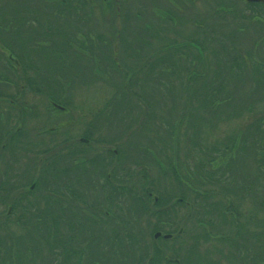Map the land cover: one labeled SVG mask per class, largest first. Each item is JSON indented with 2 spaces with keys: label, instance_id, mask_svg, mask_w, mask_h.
Returning a JSON list of instances; mask_svg holds the SVG:
<instances>
[{
  "label": "trees",
  "instance_id": "16d2710c",
  "mask_svg": "<svg viewBox=\"0 0 264 264\" xmlns=\"http://www.w3.org/2000/svg\"><path fill=\"white\" fill-rule=\"evenodd\" d=\"M45 1L8 0L1 6L0 0V50H8V55L6 56L3 52H0V65L2 66L0 69V83L11 84L17 90L13 93L0 94V102L18 105L20 110L19 122H22L16 128L14 134L8 129L9 115L6 116V120L0 122V159L4 165V169L0 171V264L28 263L27 257H33L37 241L49 249V254L50 256L54 255L56 263L63 264L64 260L66 264L71 262L70 259L72 255L74 256V252L70 253L68 249H63L60 239V203L65 197L63 198V193L59 191V186L67 187L71 195L69 199L72 201H84L80 196L82 193L74 189L73 186L86 184L87 186L98 187L99 195L106 202L112 201L120 205L119 202L126 198V216L133 219L137 216L139 218L142 213H146L144 216L148 223L151 221L156 222L158 219L157 212L151 211L146 204L147 201H151L150 198H152V203L156 202V208L165 206L170 200L178 199L177 202L182 201V203H177L179 205L185 202H190L193 205L196 222L203 225L208 223L212 228L211 235L218 236L217 234L223 232L220 225L226 221L228 215L237 219L235 223V227L238 229L237 232L248 230L247 226L238 223V219L242 215L238 211V207L248 203L252 207L249 218L254 215L257 216L259 212L264 211V183L258 180L259 176L257 174L250 177L248 172L245 171V168L250 169L251 166L253 167L252 164H254L259 173H264V113L262 112L261 115L254 117L246 126L239 130L241 134L240 141L234 149L233 147L236 145L235 136L224 141H218L209 148L207 139L201 138V131L197 130V122L199 121L207 122L208 129H212V118L204 119L208 116L206 110H210L208 112L210 114L212 110H220L223 106V108L228 107L229 103L234 99L233 94L237 92L242 96L245 94L242 93L245 88H248V92L253 88L252 92L247 95L260 93L261 96L259 97L261 99L259 103L264 105V60L261 59V57H264V39H260L261 46L258 49L260 58L258 65L261 67L259 76L256 68L257 61L254 59L255 49L250 48L255 44V40L242 48L234 45L235 42L233 41L228 42V37L238 34L237 31L240 28L231 21L234 15L242 13L240 11L242 8L237 7L238 0L235 2L236 5L231 7L233 9L231 12L234 13L230 15V21L218 25L219 34H216V36H218L219 43L217 44H209L206 38L211 27L214 31H217L214 25L205 21L201 24L196 22V20L201 21L206 17H211V14L203 15V18L195 17V9L193 7L195 0H187L188 3L186 5L188 6L184 5L185 0H175L177 11L170 10V6L166 5L168 3L162 4L161 15L163 20L160 19V23L162 21L172 23L171 21H173L174 26L178 28L183 20V24L187 23V25L193 26V31L189 33L188 37L183 36L185 33L178 29V36L174 43L167 45V48L164 46L163 51L167 50L168 52L162 54V57L153 58L147 66L149 73H151L155 66L165 63L166 66L164 65L162 70L165 69L166 71H164L168 73L169 77H165L167 82H164V77L161 76L163 71L159 72L160 75H156L157 77L155 78L156 88L158 92H162L161 94L164 97L169 95L172 100L173 97L175 98L177 89H184L187 91L188 97L195 98V105L190 101V104L192 102L194 106L193 111L188 114L184 113L179 118L181 127L183 126V121L188 123L193 121L194 123L189 127L193 134L185 133L188 139L187 153L181 156L178 150L180 141L177 133L178 127L173 126L175 123L173 121L177 120L176 115L178 112L173 114L169 109L167 113L170 115L166 118L162 116V111L156 115L152 112L153 110H149L147 113L142 112L141 117L146 118L140 121V128L136 131L138 136L129 140L127 150L118 148L117 151L115 150L116 152L111 151L103 155L94 154L93 156L80 151L81 156H77V160L67 166H62L64 163L63 157L68 159L73 156L72 152L68 151V156L63 155L62 157L60 155L61 150L64 149L63 146L67 142L66 140L61 141L58 145L54 143L56 145L43 148L39 153H36L37 150L29 146L30 144L25 139L27 132L23 130V125L26 121V116L36 110L26 107L22 100L28 92H32L36 96H45L47 106L52 108L50 103H55L69 111V103L63 95L70 90L73 84L76 86L78 82H83L85 72L92 73L94 67L98 71L96 79L99 76L108 77L110 71L116 74L114 70L118 68L119 63L118 59L116 61L113 59L117 55L108 46L106 47L110 50V54L105 58L109 60L108 64L110 67L103 65L104 58L101 57V54L102 48H105L103 44L105 45L106 43L103 34L101 36L97 35L95 39L97 40V57L101 55L95 65L90 64L91 62L88 61L87 57L81 59V53L72 48V46L86 48L80 42L78 36L85 37L84 33L89 37L91 36L90 28H92V23L90 15H87V13L91 14L94 11L93 9L98 6V2L100 3V9H102L108 3L110 6H115L116 0H106L105 2L103 0H57L53 2L52 0L50 5L46 4ZM155 1L137 0V4H140L138 7L140 6L141 10L137 11L135 16L133 13L131 16L127 13L123 15L125 22L127 20H129V23L131 22V27L138 20L145 21V26L143 25V27H137L136 29L138 36H135L131 30V35L134 36L132 40L137 41L141 48L144 47L146 41L142 40L139 33L149 35L157 31L152 25L151 18L147 20L145 18L146 8H154ZM201 1L204 4V0ZM216 1L219 4L215 5L223 6L226 3V0ZM206 2L209 6V0H206ZM134 4L135 0H126V10H130V7H134ZM245 6L264 10V6L259 4H247ZM184 7L189 10L187 14L184 11ZM117 8L120 14L122 9ZM78 9H85L86 13L80 15L77 13ZM252 11L253 19L259 17L257 20H262V11ZM33 17L37 23L35 26L36 30H30L29 22ZM186 17H189L190 21ZM230 24H234L236 28L225 33V30L229 29ZM81 25L82 27L87 26L88 31H82ZM253 26H258L260 30L264 31V22H254L246 30L251 29ZM162 32L163 29L154 34L155 38H164ZM35 34L42 39H33ZM126 37L125 26L117 34V38L118 41L127 42ZM180 39L184 41L180 42ZM32 42H35L37 46L30 48ZM88 42H91V40ZM39 43H42L43 46ZM11 44H16L17 46L15 47L18 49H10L8 46ZM90 46L89 44V48L85 51L89 52L91 56ZM173 47L176 48L173 49ZM181 49H187L188 58L177 62L175 59H178L179 56H184L180 52ZM153 53H157V50L153 51ZM220 55L221 58H219ZM144 56H147V54L143 55L138 53L137 50L131 49V54L127 57L132 58V60H140L143 64L141 66L138 65L137 69L130 68V70L132 69L130 73L128 72L129 70L126 73L124 72L127 85L126 95L122 93L121 95H116L117 99L113 96L110 100L113 101L112 104L107 102L104 105L105 108L110 107V110L112 108L114 110L120 109L118 105L120 102L123 103L121 100L132 93V97L126 98L130 99L129 102L126 101V105H130L133 100L141 102L144 107L147 106L146 108L151 109L152 105L141 94L142 89L147 86V81L153 80V76L147 80L145 72H143L141 74L144 77L139 79L140 77L137 75L135 79L136 73L147 65V60ZM213 56H215V59L209 61L210 57ZM209 66H214L212 74L209 71ZM224 67L230 72V76L224 74ZM133 71L137 72L134 73ZM32 73L34 76H32ZM208 74H211L214 79L209 80V78L204 77ZM118 85V83L113 81L112 87L116 94ZM120 87L125 91L123 81L120 83ZM230 88L235 91L231 94L225 93L226 91L230 92ZM115 101L117 102L115 103ZM163 101H165V98ZM254 103H256L255 99L240 109L239 107L230 108L229 111L231 112L224 111L225 117H228L230 113L232 114L229 117H233L236 112L239 111L241 114V111H244L250 114L252 118L255 112ZM173 104L171 107H173ZM164 106L165 104H163ZM102 109L104 108H99V111ZM99 111L97 115L92 116L93 123H87V128L78 142L81 147L89 146L88 144L91 143L92 139L90 137L91 132L95 129L94 123L97 124L96 122L100 118L99 115L102 116ZM107 114L108 110L105 112V115ZM154 120L156 121L154 125H167L163 138L160 137L159 128L157 130L154 129L155 138L158 142V145H156L157 151L153 147L154 140H151L148 134L145 133L146 127L151 128L150 124H153ZM136 122H139V120ZM147 122L149 125H147ZM4 138H6L5 142H3ZM42 144L45 145L44 143ZM169 148L171 153L174 154L173 158L167 155ZM20 150L23 152L21 154L24 157L20 156L25 158L26 162L31 163L27 164L24 175L16 172L17 170L15 169V165L21 158L17 161L15 159L17 154L14 152L18 153ZM237 152L239 155L236 157L232 156ZM5 154H8L9 159H12L10 162L4 160ZM29 155L33 156L32 160L26 157ZM218 160H220V163L215 165ZM11 162H14L13 167ZM132 165L136 169L129 168ZM110 167L111 171L106 173V169ZM153 169L164 179L172 180L169 184L168 192H159L155 184L157 178H152L149 174ZM31 171L34 172L33 178L28 176ZM234 171H236L238 178L234 176ZM51 186L56 187V189L50 188ZM42 187L45 193L36 199L34 192ZM85 191L82 190L83 193ZM39 201H45L46 207L41 208ZM196 214H201V216L197 217ZM164 217H167L165 220L170 219L169 215ZM136 222L134 221V224ZM126 226H130L129 229L132 226L127 219ZM178 227L182 228L184 235L187 234L185 224L179 223ZM18 229L22 231L21 235L16 234ZM159 230L162 229L158 222V225H154L150 233L146 229L145 231L141 230V232L148 233L149 237H151L154 232ZM258 230L264 231V227ZM174 233L176 232L173 231ZM242 233L244 234V232ZM174 238L176 240L181 237L175 235ZM139 243V239L134 236L126 240V244H129L130 248L134 249L141 248ZM144 248L146 250L141 249L139 253L144 258L146 255L147 260H149L147 264H158L161 261V254L158 248L153 246L151 252L147 251V246ZM61 249L66 251V259H62ZM173 257H177L180 260V264H190L186 256L180 257L178 254H174ZM211 264L214 263L211 262Z\"/></svg>",
  "mask_w": 264,
  "mask_h": 264
},
{
  "label": "rangeland",
  "instance_id": "374dc122",
  "mask_svg": "<svg viewBox=\"0 0 264 264\" xmlns=\"http://www.w3.org/2000/svg\"><path fill=\"white\" fill-rule=\"evenodd\" d=\"M57 1V0H53ZM118 2L117 6L115 4V6H110V4L108 3L107 5L103 6L102 9H100L99 7V2H98V6H96L93 10V14H94V20L95 22V27L94 28H90L91 29V36H86L87 38H81L80 36H78V39L80 40V42H82L84 44V42H88L89 40H91V42H94L97 40L96 36L97 35H104L106 42H108L106 45L103 44V46L105 48H102V56L99 55L98 57H96L98 54L94 51H91V58L93 59H99L100 56L102 58H104V62L103 65H107L109 66L108 62L109 60L105 57H108L110 54V50L112 48V46H118V38H117V34L119 32H121L122 29L125 28V24L123 22V14L128 12V14L133 13L135 16V13L137 11L141 10V7L137 4V0H135V4L134 7L131 6L130 10H126V0H116ZM160 1V0H159ZM159 1H155V7L152 8H146L147 10L145 11V18L146 20L151 18L152 20V25L154 27V29H156L157 31L154 33H150L149 35H145V34H140L139 36L142 38L143 41H146L147 44H145V49L148 51L147 56H144L145 59L147 60V65L146 67H143L144 69H142L141 71H139L138 73H136L135 79L137 78V75H139L138 77H140L139 79H141L142 77H144L143 72H145L146 78L147 80L153 76V80H149L147 81V86L145 89H142V94L141 96H144V99L146 101H148L152 107L150 108H146L143 106V104L141 102L138 101H131L130 105H126V101H130V99H126L127 97H132V93L127 95L126 98H124L123 103H119L118 107L120 109L118 110H114L113 108L110 110L109 108H105L104 105L109 102V104H112L113 101H110L111 98L114 96L116 99V93L113 91V87L111 84L112 78L114 77V73L110 71L109 76L108 77H100L96 79V75H91L89 72H85V77L83 82H78L75 86V84H73L70 88V90H68L63 96L65 97V99L68 101L69 103V113L67 115H61L60 113L53 110L50 106H47L46 103V98L45 96H36L34 95L32 92H28L25 97L23 98V102L25 104L26 107H30L31 109H35L36 111L31 113L30 115L26 116V121L23 125V130H25L27 132V136L25 137V139L27 140V142L30 144L29 146L33 147L34 150H37L36 153H39L41 149L46 148V147H52L53 145H56L54 143H57V145L63 141L66 140V144L63 146L64 149L61 150V154L62 157L63 155L68 156L67 152L71 151L73 156H70L68 159H66V157H63V161L64 163L62 164V166H67L68 164H70L71 162H75L77 160V156H81L80 155V151L86 152L88 153L90 156H93L94 154H104L107 152H111V151H117L118 148H120L121 150L126 149L127 150V145L130 139L134 138L135 136H138V132H136L139 128H140V121H143L146 117H141L142 116V112L147 113L149 110H153L152 112H154L156 115L157 113H161L163 114V117H169V113H167V111L170 109L172 111L173 114H175L176 112V119L173 122H175L173 124V126H177L178 127V135L180 137V141H179V153L181 154V156H183L185 153H187V148H188V139L186 138V134L188 133L189 135H192L193 133L191 132V130L189 129V127L191 125H193V121L188 123L183 121V126H180V119L181 115L186 113H190L191 111H193L194 109V101L195 98H191L188 97L186 94V90L184 89H177L175 91V98L173 97L172 100L169 97V95H167L166 97H164V95H162V92H158V89L156 88V84H155V78L157 77L156 75H160L159 72L163 71V76L164 77V82H167V80L165 79V77H169L168 73L165 72L164 70H162V67L165 65L161 64L160 66H155V69L153 71H151V73H149L148 70V63L153 60V58H157V57H162V54L168 52L163 51L164 50V46L167 48V45L174 43V40L177 38L178 34H177V30H182L183 33H185L183 36L188 37L189 33H191L193 31V26L192 25H187L183 24V20L181 22V26L180 27H175L174 26V22L171 21L172 23H168V22H159L160 19L163 18V16L161 15L162 13V4H166L168 6H170V10L172 11H177L175 8V3L176 1L174 0H161ZM6 2H8V0H1V6H3V4H5ZM46 4L50 5L52 0H50V2H48V0L45 1ZM236 0H231V4L233 6L236 5ZM188 2L187 0L184 1V5H186ZM94 4V2H93ZM212 4V5H211ZM215 4H219L218 1L216 0H209V9H210V14L211 17H206L203 20H196V22L198 24L204 23L205 22H210L212 25H214V27L216 28L217 31H214L212 29V27L209 29V32L206 36L207 41L209 44L211 43H219L218 40V36H216V34H219L218 31V25L220 24H225L227 22L225 21H230V15L233 14L234 12H231L233 9L229 7V5L224 4L223 7L226 9L224 12L226 13H222L218 11V7L219 5H215ZM244 0H241L239 2H237V6L238 8H242V13H248L251 14L252 10L254 11H262L259 10L257 8H247L245 5ZM137 5V8H136ZM0 6V7H1ZM161 6V7H160ZM256 7H260L257 5H254ZM119 7L120 10V16H116V8ZM194 9H195V17L198 16L199 18L202 17L203 18V13H202V8H203V3L201 0H195L194 1ZM133 8V9H132ZM1 10V9H0ZM184 11L187 14L188 13V9H186L184 7ZM237 11V10H236ZM209 13V12H208ZM122 15V16H121ZM262 19L264 21V12L262 11ZM137 19V18H136ZM184 19V18H183ZM186 19H188L190 21L189 17H186ZM163 20V19H162ZM260 21V20H257ZM145 21H140L138 20L137 23H134V26L132 27V31L134 32L135 36H138V32L136 31L137 27H143ZM151 22V21H150ZM36 21L34 19V17L31 19V21L29 22L30 25V30H36L35 26H36ZM41 24V23H40ZM102 24V25H101ZM146 25V24H145ZM144 25V26H145ZM257 25V24H256ZM1 26V25H0ZM87 27V26H86ZM86 27H82L81 25V29L82 31L86 32L88 31V29ZM192 29H191V28ZM258 27V26H257ZM251 28L248 30L247 33H241L239 34V30L237 31L238 34L228 37V42L229 41H233L235 42L234 45H236L237 47H245L248 44H251L256 37L263 35V33L261 32L262 30H260V28ZM263 27V26H262ZM235 25L234 24H230L229 29L225 30V33H228L230 31H233L235 29ZM80 29V30H81ZM163 29L162 32V36H164V38H155L154 34L158 33L159 30ZM196 31V30H195ZM161 33V32H160ZM201 33V32H198ZM215 36V37H214ZM18 37V36H17ZM93 37V38H92ZM185 37V38H186ZM211 37V38H210ZM39 36H37L35 34V38L33 39H38ZM42 39V38H39ZM109 40V41H107ZM171 40H173L171 42ZM11 41H16V40H11ZM184 40L180 39V42H183ZM177 42V41H176ZM238 42V43H237ZM35 42L31 43L30 48H34L35 45L37 46V44H33ZM90 43V42H88ZM179 43V42H178ZM40 45L43 46L42 43H39ZM38 44V45H39ZM15 46H17L16 44H11L8 47L12 50H17L18 48H16ZM29 46V44H28ZM108 46L109 49L106 47ZM137 46V45H136ZM29 48V47H28ZM176 47H173V49H175ZM170 49V48H169ZM115 50H117L119 53L116 57V60L118 59V63L124 67L125 63H126V71L129 70L128 72H132V69L130 70V68H138V65H142V62L140 61H134V60H129L127 56H125L124 54H121V49L116 47ZM157 50V53H153V51ZM0 52H3L4 55H8V50L4 49L3 51L0 50ZM181 53L184 54V56H179L178 59H175V61H183V60H187V49H181L180 50ZM1 53V54H3ZM220 54V53H218ZM85 56V55H83ZM90 56V55H89ZM211 56V55H210ZM219 58H221V55L219 56ZM215 59V56L210 57V60ZM144 61V60H143ZM190 61V60H189ZM213 64V62H211ZM102 64V63H101ZM227 64V63H226ZM191 65V63H190ZM189 65V66H190ZM256 68L258 70V76L259 73L261 71V67L256 64ZM166 66V65H165ZM1 65H0V69H1ZM110 67V66H109ZM224 74L230 76V72L227 70V68L224 67ZM209 71L212 72L214 71V66H209ZM264 73V72H263ZM211 74L206 75L204 77L209 78V80L214 79L213 76H211ZM32 76H34V74L32 73ZM37 77V75H36ZM161 79V78H160ZM189 79V78H186ZM264 80V78H263ZM252 86V85H251ZM250 86V87H251ZM136 89V88H135ZM134 89V90H135ZM155 89V91H153ZM253 88H251L250 92H252ZM17 91L13 85L11 84H2L0 83V94L2 93H13ZM139 91V90H138ZM136 91V92H138ZM232 88H230V92L226 91L225 93L227 94H231L233 93ZM245 93L244 95L240 96L239 93L235 92L233 94V100L229 103L230 105L228 107L225 108H221L220 110H212L210 112V114L208 113L209 111L206 110V113L208 114V116L204 119H211V122L213 123V127L212 129H208L207 127V122H197V130L201 131V138L207 139V144L208 147L210 148L211 146H214L216 142L218 141H224L227 140L228 138L234 137L235 136V146L233 147L236 148L238 146V142L240 141V129H242L244 126H246L254 117L261 115L262 112L264 113V105L260 104L259 101L261 99L260 93L256 94V95H247L248 93V88L243 89ZM246 91V92H245ZM159 95V96H156ZM247 95V96H246ZM247 97V98H246ZM259 97V98H258ZM165 98V101H163V99ZM253 99H255L256 103H254V107H255V112H254V116L251 118L250 114L241 111L242 113L240 114L239 111L236 112L233 117H229L232 113H228V117H225V112L224 111H229L230 108H242L244 105H246L248 102L250 103ZM190 101L192 102L190 104ZM111 102V103H110ZM117 101H115L116 103ZM174 102V104H173ZM163 104H165V106L163 107ZM173 104V107H171ZM0 107L3 109L2 110V116H4L6 114V110L7 107H5V105L0 104ZM103 107L104 109H102L101 111H99L98 108ZM117 108V107H116ZM6 109V110H4ZM15 109V108H13ZM108 110V114L105 115L106 110ZM98 111L102 114V116H106V117H102L101 115L99 120L96 122L98 125V129L97 131H95V129H93V131L91 132V143L88 144L89 146L86 147H81V145L78 144V139L80 136H82L84 134L85 129L87 128V123H93V119L92 116L93 115H97ZM215 111V112H214ZM9 112V111H8ZM13 114H15V118L13 120H11L10 122H8V129L11 130L12 134H14L16 132V128H18L22 122H19V118H20V112L18 114H16L15 111H13ZM2 116L0 115V122L3 121ZM201 116V115H200ZM107 117H108V121H107ZM83 119V120H82ZM137 120H139V122H136ZM63 121H72L73 124L69 127L66 128H62L60 130H56V128L54 127H58V125L63 122ZM149 122V121H148ZM147 122V125H149ZM185 122V123H184ZM156 123V121L154 120L153 124H150L151 128L146 127V134H148V137L151 140H154V150H156V145H158V142L156 141V134L154 132V129H158L160 131V137H164V131L167 128V125H163V124H159L154 125ZM158 123V122H157ZM100 128V129H99ZM19 130V129H18ZM17 130V131H18ZM55 130V131H53ZM5 139H3V142H5ZM142 139V138H141ZM100 140V141H99ZM143 140V139H142ZM144 141V140H143ZM2 143V141H1ZM42 143H44L45 145H43ZM20 147V146H19ZM71 149V150H68ZM115 151V152H116ZM157 151V150H156ZM234 151V150H233ZM232 151V152H233ZM15 154V159L18 161L19 158V162L15 165V170L18 173H21L22 175H24V172L26 170V166L27 164H31L30 162H26V159L23 158V153L21 150L17 152H14ZM3 155V154H2ZM20 155H22L23 157H21ZM107 155V154H106ZM135 155V154H132ZM167 155L172 157L174 156L173 153H171L170 148L167 152ZM239 155V153L237 152L235 155L233 154L232 156H237ZM241 155V153H240ZM5 161L6 162H10L12 159H9L10 157L8 156V154H5ZM109 156V155H108ZM136 156V155H135ZM28 159H33V156L29 155L26 156ZM162 160H164L163 158H161ZM165 161H167V159H165ZM220 163V160H218L217 163H215V165H218ZM73 164V163H72ZM248 164V163H247ZM14 162H11V166L13 167ZM249 165V164H248ZM253 167L251 166L250 169L245 168V171L248 172L250 177H253L254 174H257L259 176V181L264 183V173H259L256 168L255 165L252 164ZM129 168H134V165L129 166ZM215 168V167H214ZM2 169H4V165L2 163V160L0 159V171H2ZM136 169V168H134ZM111 171V167L106 169V173H109ZM149 174L152 176V178H157L156 179V187H158L159 192L161 193H166L169 191V184L170 182H172L171 179H164L163 177H161V175L158 174V172L153 169L149 172ZM234 176L236 178H238V175L236 173V171H234ZM34 176V172L31 171L30 174H28V176H30L31 178H33ZM53 187V186H51ZM80 187V188H79ZM87 184L86 185H76L73 186L74 189H76L77 191H82V190H87L86 189ZM25 190V189H24ZM59 191H62L63 194L66 195V200L67 201H72L68 198H70V194L68 192H64V190L59 189ZM166 191V192H165ZM34 192V190H33ZM35 198L37 199V197H39L40 195H43L44 192V188H39V190L35 191ZM139 195H141L140 192H138ZM95 196V195H94ZM93 195H90L89 198H93ZM98 198L97 199V203L99 204H103V199L102 197L99 195L98 193ZM151 201H147L146 204L147 206L151 209V211H155L157 212L160 207H155L152 205V198H150ZM175 199L168 201L165 205L168 206H172V208L176 209L177 213L175 214V216L171 213V216H174L175 218L179 219V220H183L187 214L189 212H191V203L189 206H186L185 204H177L174 202ZM74 202V201H72ZM129 204V203H127ZM39 205L41 208L46 207V203L45 201H39ZM63 205L65 206H69L71 207V210H77L76 206L78 205L77 203H71V202H63ZM123 207V205H122ZM238 207V206H237ZM105 209V208H104ZM54 210V209H53ZM116 210V208H115ZM238 211L242 214L241 217L238 219V223L239 224H244L245 226H250V228L248 230H244L242 232L244 233H249L250 229L253 230L255 228V225H257V229L259 228H263L264 227V211H261L256 215H254L253 217L249 218L248 216H250L251 212H252V207L250 205L244 204L241 207H238ZM129 212V211H128ZM56 214V213H54ZM146 213H142L139 218L138 216L133 218V219H128L130 224H134V220H137L139 223L142 224L143 229H146L148 233L151 232V229L153 228L154 225H158V220H156V222L151 221L150 223H148V221L145 219V215ZM103 216V215H102ZM197 217H200L201 214H196ZM237 222V219L228 215L226 221H224L221 225L220 228L223 229V232L221 234H217L218 236L215 235H211L210 238L208 239L209 243H206V245H204L203 247L200 248V250H206V252H209L210 257H207V260L203 261L201 264H222L221 262V251L223 249V247L225 246L226 243L232 242L234 245L237 243L236 239L231 237L229 234H231V232H235L236 231V227H235V223ZM105 231L106 233L108 232V229H112L111 228V224H109V222H105ZM52 229V228H51ZM4 233V231H3ZM148 233H145L143 235H137L135 236V238L137 237L143 244H145L147 246V251L151 252V248H158L160 250V254H161V264H172V263H168L165 262L163 260L164 257H168V258H173L174 254H178L181 252L185 251V245L183 247H177L174 245V242H166L164 243V240H162L163 238H158L157 240L153 239V235L151 237H149ZM252 233V231H251ZM16 234L21 235L22 231L20 229H18V231L16 232ZM109 236L110 238L112 237L111 235V231L109 232ZM187 235H183L181 236V241H183V238H186ZM254 237L257 239L258 243L262 242L264 245V231H260L257 230L254 232ZM187 240V239H186ZM184 240V241H186ZM246 243L250 242V240L245 241ZM250 247H252V243L250 244ZM127 248V247H126ZM258 248H260V246L258 245ZM129 250V252H126V264H135V262L137 261V258H140V253L134 249V248H127ZM230 250V249H227ZM247 250V246L244 244H241L239 247L238 251H243L245 252ZM26 253V252H25ZM34 255L31 258H28V263L26 264H60V263H56L55 257L50 256L49 254V249H47L43 244H41L39 241H37L36 243V249L34 250ZM105 255L106 251L103 250V252L99 251V254ZM260 256H258L256 259H260L263 258V254L261 256V254H259ZM182 256V255H179ZM74 256L71 257L70 260H73ZM236 259H237V255H236ZM147 261V257L145 255V258L141 261L138 262V264H144ZM94 262V261H93Z\"/></svg>",
  "mask_w": 264,
  "mask_h": 264
},
{
  "label": "flooded vegetation",
  "instance_id": "af4514ba",
  "mask_svg": "<svg viewBox=\"0 0 264 264\" xmlns=\"http://www.w3.org/2000/svg\"><path fill=\"white\" fill-rule=\"evenodd\" d=\"M104 2L106 0H103ZM50 2V0H48ZM116 1V6H117ZM93 11V10H92ZM209 12L208 9V3L206 0H204L202 13L204 16H206ZM253 12V11H251ZM78 14H85V9H78ZM258 13V12H256ZM116 14L117 16H120L118 8H116ZM128 14V12H127ZM90 15V21L92 23V28L95 27V20H94V14L93 12ZM123 15H126V11ZM253 14L248 13H241L239 15H234L232 17V22L239 26V34L241 33H247L248 30L247 27L253 25L254 22H257L256 20L258 17H255L253 19ZM263 17V16H262ZM124 24H126V34L129 38L128 41H118V46H112L111 50L115 55H118V51L115 50L116 47L121 49V54H131V22L129 23V20L125 22L123 20ZM225 22H229L228 20ZM258 22H264L263 19ZM254 27V26H253ZM82 36V35H81ZM86 38V33H84ZM93 38V37H92ZM108 42L105 43V45ZM89 44L91 45V51L97 53V42H84V46H86L85 49L83 47H75L72 46L74 50H78L81 54V59L83 57H87L88 61L91 62L90 64L95 65L97 63V59L91 58L92 56H89V52L85 51L89 48ZM147 44V42H145ZM144 44V46H145ZM260 44V39L258 37L255 39V44L251 46L250 48L255 49V55L254 59L257 61V64L259 63V56H258V49ZM135 50L138 51L140 54H148V51L145 49V47H135ZM263 50V48H262ZM85 55V56H83ZM97 57V56H96ZM116 59V56L114 57ZM262 60H264V57H261ZM125 66L122 67L120 64L117 69L114 71L116 74L112 78L111 84L113 81L115 83H118V91L116 95L124 94L126 95V78L124 76V72L126 73V63ZM141 68V67H139ZM92 69V68H91ZM93 73L95 75L98 74L97 69L93 67ZM129 75V73H128ZM130 76V75H129ZM125 80V81H124ZM123 81L125 91H123L120 87V83ZM5 107H7V112L4 116H2V108L0 107V114L2 116L3 121L6 120V116L9 115V122L15 118V114H13V111L18 114L20 112L18 105L12 104V103H6V102H0ZM15 108V109H13ZM9 111V112H8ZM8 113V114H7ZM60 113L61 115H67L69 111L62 110ZM73 124L72 121H63L58 125V128L56 129H62L69 127ZM95 131H97L98 127L97 124L94 123ZM81 136L79 137L78 141H80ZM56 189V187H50ZM59 189L64 190V192H68L66 186H59ZM80 188V187H79ZM100 188V187H99ZM86 191L80 195L84 201L76 200L74 202L67 201L66 195L63 194V198L65 199L61 201V228L60 230V239L62 241L63 249H68L70 253L74 252V259L71 260L69 264H126V252H129L128 249H126V240H129L132 236L137 235H143L144 232H141L143 227L141 225L132 224L131 229L130 226H126V219H130L129 216H126V198L119 202L120 205L109 201L106 202L103 200V204L97 203L98 198V187L93 186H87ZM62 192V191H60ZM126 192V187H125ZM63 193V192H62ZM69 193V192H68ZM90 195H95L93 198H89ZM71 196V195H70ZM126 197V196H125ZM69 199V198H68ZM97 201V202H96ZM63 202H71V203H77L76 206L77 210H71V207L63 205ZM123 205V207H122ZM105 208V209H104ZM116 208V210H115ZM171 213L175 216L177 213L176 209L172 208L171 206L165 205L163 207H160V209L157 211L158 215V222L161 226L160 232L166 235H171L172 237L168 240L164 239L165 241H172L174 242V245L177 247H185V251L179 253V255L186 256L187 260L190 262V264H201L203 261L207 260V257H210L209 252L206 250H200L201 247L206 245V242L211 236L212 228L207 223L203 225L202 223H197L196 218L194 215V208L191 204V212L187 214V216L181 221L179 219L175 218L174 216H171ZM103 215V216H102ZM165 215H169L168 220H165L167 217H164ZM105 222H109L111 224L112 229H108V232L106 233L105 229ZM182 223L183 225H186V231H187V237L183 238V241H181L182 238L174 239L173 231L176 232V235H179V237L184 235V232L182 233V228L178 227V224ZM184 228V227H183ZM249 229L250 226H247ZM257 225H255V228L253 230L250 229V232L242 233L237 232L238 229H236L235 232H231L229 234L231 237L236 239V244L234 245L232 242L226 243L221 251V263L222 264H264V246L263 243H258L257 239L254 237V232L257 231ZM111 231L112 237L110 238L109 232ZM171 231V232H170ZM252 231V233H251ZM114 232V233H113ZM181 235V236H180ZM187 239V240H186ZM206 239V240H205ZM186 240V241H184ZM250 240V242L246 243L245 241ZM69 241V242H68ZM140 241V240H139ZM130 242V241H129ZM252 243V247H250V244ZM241 244H244L247 246V250L245 252L238 251ZM140 247L139 249H136L138 252L143 249L146 245L143 244L141 241L139 243ZM258 245L260 248H258ZM230 249V250H227ZM103 250L106 251L105 255L99 254L100 252H103ZM62 259H66V251L62 250ZM259 254H263V258L256 259ZM237 255V259H236ZM73 256V255H72ZM180 256V257H182ZM165 261L172 264H180V260L177 257L168 258L164 257ZM144 259L143 256L140 255V258H137V261L135 264H138V262H141ZM94 261V262H93ZM149 260H147V263ZM162 262V261H161ZM159 262L158 264H161ZM61 264V263H60ZM63 264L65 263V260L63 261Z\"/></svg>",
  "mask_w": 264,
  "mask_h": 264
},
{
  "label": "water",
  "instance_id": "95a60500",
  "mask_svg": "<svg viewBox=\"0 0 264 264\" xmlns=\"http://www.w3.org/2000/svg\"><path fill=\"white\" fill-rule=\"evenodd\" d=\"M247 2H261V3H263L264 4V0H247ZM55 107L56 108H58V109H62L60 106H58V105H56L55 104ZM156 200V199H155ZM161 234L160 233H156L155 235H154V238L155 239H157L159 236H160ZM168 236H165V238H167Z\"/></svg>",
  "mask_w": 264,
  "mask_h": 264
}]
</instances>
